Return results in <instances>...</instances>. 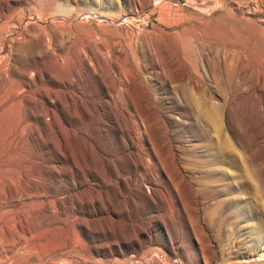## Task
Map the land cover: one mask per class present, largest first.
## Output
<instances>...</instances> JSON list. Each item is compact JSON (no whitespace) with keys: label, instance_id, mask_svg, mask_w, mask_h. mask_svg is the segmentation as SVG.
<instances>
[{"label":"rangeland","instance_id":"obj_1","mask_svg":"<svg viewBox=\"0 0 264 264\" xmlns=\"http://www.w3.org/2000/svg\"><path fill=\"white\" fill-rule=\"evenodd\" d=\"M240 8L246 20L239 18ZM224 9H230L235 20H224ZM231 27L234 30L229 31ZM45 39L49 49L41 45ZM178 42L188 44V54L180 53ZM148 47L153 48V57ZM78 66L85 71L81 78L75 75ZM180 68L187 73L184 86L194 93L200 91L202 101L224 106L222 133L233 138L240 154L250 157L247 171L264 183V0H0V101L22 80L31 95L27 107L49 111L47 122L30 120L32 126L25 135L31 140L15 158L8 138L15 128L25 125L28 115L18 107L0 119V264H56L49 259L54 251L78 241V234L83 241L80 252L91 255L95 241H101L97 254L109 260L118 241L126 254L131 253V264H264V242L250 250L255 234L247 226L249 221L236 220L233 210L240 202L222 192L224 181L196 176L193 183L190 168L163 163L154 153L155 147L169 141L180 146L181 160L189 158L195 145L199 146L196 151H205L189 109L178 96ZM115 83L113 92L121 108L130 105L131 110L146 112L148 102L142 94L147 92L154 99L159 123L166 129L152 126L145 139L158 166L146 173L119 164L125 175L118 184L123 194L118 199L119 189H107L130 212L115 216V222L106 215H89L91 229L79 225L46 232L40 219L43 196L31 195L41 192L47 180L42 165L33 161L36 149L30 133L38 125L43 135L37 140L39 145L55 141L63 124L61 114H74H67L66 122L78 126L77 113L101 108L112 127L102 139L95 135L96 144L113 155L126 151L127 157L136 156L135 143L119 130L114 118L119 108L107 96ZM73 89L87 91L91 99L67 103L65 93ZM52 90L61 102H40ZM100 120L95 111L85 121L94 126ZM50 149L59 161L64 160L54 143ZM89 175L100 184L97 190H106L97 172ZM52 176L53 195L60 193L67 206L68 193L82 191L79 198L85 199L82 186L87 183L81 182L82 173H76V184L63 171H53ZM240 183L242 179L237 178ZM144 235L153 238L143 247L149 254L140 260L139 245L134 242L144 245ZM72 264L92 263L81 259Z\"/></svg>","mask_w":264,"mask_h":264},{"label":"bare ground","instance_id":"obj_2","mask_svg":"<svg viewBox=\"0 0 264 264\" xmlns=\"http://www.w3.org/2000/svg\"><path fill=\"white\" fill-rule=\"evenodd\" d=\"M224 10L226 11V14L221 15L224 20H235L234 17H231L229 15L230 12H232L230 11V9ZM238 15L240 19H247V16L245 17L244 11L241 8ZM232 30H234V28H229V31ZM54 39L56 40L57 38ZM41 45L49 49V44L47 43L46 39L42 42ZM187 45L188 44L178 42L176 46L178 47V50L181 54L185 53L184 55H186L189 53V48ZM164 51L168 52L166 48H164ZM148 53L150 57H153V48L148 47ZM50 56L53 57L54 53L52 52ZM186 59L188 60L187 57ZM89 61L90 65L94 68V64H91L92 60L89 59ZM185 68L179 69L180 74L182 75L180 82L182 86L178 90V96L181 102H183L189 109V116L193 120V123H195V125L197 126V129L201 134L202 140L204 141V144L201 146L205 148V151L201 154L200 151L195 150L199 147L195 145L193 146L194 148H192L193 153H190V155L188 153L189 158L181 160V158L184 159V157H182V154L184 153L181 154V149L179 148L180 146L173 144L171 143V141H169L160 144L158 147H155L153 149L154 153L158 157V159H161L163 163L170 162L178 168H181V165L185 168H190L193 172V175L191 177L193 183H195L196 176H199V178L201 176L209 178L211 177L216 183H221V181H224L223 185L221 184L222 192L226 191L228 198H230L231 201L234 200L240 202L238 204H235V209L233 210L236 220L238 221L239 219L244 218L246 222L249 221L247 226L251 228V234H255V236L252 237V239L255 240L252 241L256 243L252 242V245H250V250H253L257 244L260 245L262 242H264L263 178L257 177L256 179L254 177V174L252 175L247 171L250 167L248 163V159L250 157L247 158L245 154H240L237 148L235 147L233 138L222 133V124L225 112L224 106L221 104H210L209 102L202 101V93L200 91L194 93L190 91L186 86H184L187 77ZM74 71L76 72L75 75L77 78H81L85 74L84 68L82 66L76 67ZM197 73L200 75L199 70L197 71ZM25 76H27V74H25ZM72 82L73 80L71 79V83ZM26 83V81H18L13 87V91H11L9 95L2 97L0 101V119L7 118L9 110L11 108L18 109L19 107L20 109L25 110L28 115L27 117H25V125L15 128L12 134L9 135L10 137L8 138V143L11 145L13 151L15 152L14 154H12L13 158L16 157L17 153H20V148H23V145L31 140L30 136L27 137L25 135L27 127L29 125L32 126V121L30 120L35 119L41 120V122H47V116H49V111H43L37 108H30V106L27 107L31 95L28 88L26 87ZM115 90H117V83L114 84L113 89H110L107 92V96L111 99V104H115L119 108V111L116 113V117L114 118L117 121V126L119 130L122 132H127L130 140L135 143L136 148L138 149V154L136 156L127 157L126 151L122 155H113L108 152L103 146L98 145V143L96 144L95 135H97V138L100 137L102 139V135L105 134L107 130L112 127V125L108 123L109 120L106 119L107 114L101 113V108H96L93 110L94 113L95 111L99 112L101 117L100 124H93L94 126L90 124L87 125L88 122L85 121L86 117L93 115V112H91L90 110L86 109L85 111H83V113L76 114L78 118L81 119L78 126H74L73 124L69 123V121L68 123L66 122L69 116H74V114L71 115L68 112H65L66 115L61 114L59 116V119L63 122V124L60 126L58 132L56 133L55 141L51 140L50 142H48L45 140L44 144L39 145L37 143V140L43 139V135L38 125L36 128H33L30 133L34 140V146L36 149V155L33 156V161L42 165L43 171L41 173L43 174V176H45V180H47V183L42 185L41 192L39 191L31 195L33 197L39 195L43 196V207L40 212V219L42 222L41 224L43 230H45L46 232H62L70 228L77 229L79 225L86 227L87 229H91V226L88 221L89 215H106L110 221L115 222V216L130 212V208L119 206V203L116 202L117 198L114 199L115 195L110 194V191L108 190L109 188H111L113 191L119 189V181L121 179H124L123 177H125V175L119 171V164L122 168L127 165H132L146 173H149L151 169H155L158 166L156 161L153 159V152H151V148L148 146L145 139V133H149L152 126L166 129L164 127V124L161 125L159 123L161 119L157 111L154 109L156 107L155 103L153 102L154 99L152 100L150 94L147 92H145V94H142L144 96L143 98L146 99V102H148V109L146 112H141L140 110H131L128 107L130 105H125V108H121L118 104V101L116 100L115 92H113ZM56 92L57 91L52 90L49 94L42 97V99H40V102L49 104H56L57 102H61L62 99L60 96H58ZM65 97L67 103L71 101H79L82 99H88L89 101L91 99V95H89L87 91L75 89L67 91L65 93ZM160 97L161 96H159V98L157 99H160ZM92 100V103L96 102V100H94L93 98ZM20 117L22 116L20 115ZM222 139L225 141L224 144L221 142ZM51 143H54L56 145L58 156H61L64 159L62 162L59 161L57 157L52 155V151L50 149ZM235 169L241 170V173L237 174V172L234 171ZM53 171H56L57 174H59L60 171H63L68 175V178L71 182H75L74 184H76L77 181L76 173H82L84 175V180L81 182L87 183L82 186L86 188L83 191L84 193H87L85 199H80L81 197L79 198V195H81L82 191L68 193L69 205L67 206L65 202L61 201V197L59 196L60 193L53 195ZM92 172L98 173V175L102 179V182L104 183L103 185L106 186L105 191L97 190V186H100V184L93 183L92 178L89 175V173ZM237 178L242 179V183H240V185H237ZM206 179L207 178H205V180ZM193 185L194 184H192V186ZM221 185L219 184V186ZM193 188L195 189V186H193ZM21 193L26 194L25 191ZM122 194V189H119L118 199L119 197H121ZM36 202H34V204ZM241 202L243 203V205H241ZM71 203L73 205H70ZM224 203L226 204V201H224ZM97 204H100V209L96 208ZM91 207L94 208L93 211L92 209L88 210ZM220 211H222V209ZM222 215L224 216V212ZM236 220L232 223L234 224ZM252 221H254L255 224H249L252 223ZM24 232L28 233V230H24ZM79 235L80 234L77 235L78 238H80ZM144 237H146V240L142 242L144 243V245L141 244L140 241L137 242L135 240L136 242H134L135 244L138 243L139 245L137 249H134H136L137 252V259L140 260L143 259L144 256H146L147 254H149V252L143 250V247L144 249L147 247V243L151 242L153 235H144ZM78 238V241H75L71 245L66 244V246L61 247L59 250H55L49 259L56 264H72L75 261L81 262V259L91 260L92 264H105V262H107L106 264L133 263L131 261L132 258L128 256L130 252L126 254L125 252L127 251V249L125 251L118 241L115 242V245H117V249L111 252V259L107 260L103 255L97 254L99 251L98 249L102 244L101 241H95L93 245L95 250L92 252L91 255H88L86 253L80 252L79 245L83 244V241L81 240V238ZM221 242L224 243L225 240H222ZM136 252L134 250V253ZM95 255H99L100 257L97 258V256L95 257Z\"/></svg>","mask_w":264,"mask_h":264}]
</instances>
